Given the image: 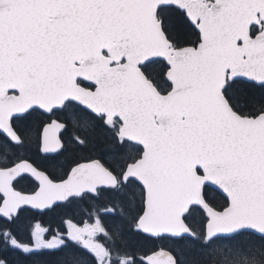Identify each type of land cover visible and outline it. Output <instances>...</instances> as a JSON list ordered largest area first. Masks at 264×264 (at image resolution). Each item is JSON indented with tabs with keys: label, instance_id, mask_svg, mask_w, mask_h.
<instances>
[{
	"label": "snow or ice",
	"instance_id": "obj_1",
	"mask_svg": "<svg viewBox=\"0 0 264 264\" xmlns=\"http://www.w3.org/2000/svg\"><path fill=\"white\" fill-rule=\"evenodd\" d=\"M83 205L93 223L19 238ZM13 250L264 264V0H0V264Z\"/></svg>",
	"mask_w": 264,
	"mask_h": 264
},
{
	"label": "trees",
	"instance_id": "obj_2",
	"mask_svg": "<svg viewBox=\"0 0 264 264\" xmlns=\"http://www.w3.org/2000/svg\"><path fill=\"white\" fill-rule=\"evenodd\" d=\"M97 152H100L101 149L98 148L96 150ZM32 154L33 159H35L37 162L42 161V156H39V154L36 153L35 146L32 148ZM71 156V153H66L65 157H60L59 161L60 166L57 167L56 172L57 174H61L63 172V162ZM94 209L89 208L88 205H83L81 208H78L75 210L74 213H68L65 215L64 213H37L34 211H31L25 222L24 228L20 231L19 238L24 242H29L31 240V228L32 225L35 222L40 223L42 226L49 228V238L51 235H54L55 232L58 230L60 232L66 233L67 231V224L65 221L67 219H73L74 223H77L78 225H82L86 221L94 222V218L89 215V213L93 212ZM103 217V214H102ZM107 219H110L108 217ZM101 242H103V238L100 237ZM155 247L154 245H148L147 248ZM147 248H144L140 255H143V252L147 250ZM7 258L10 260L11 264H29L28 257L21 253L19 250H13L9 251L7 253ZM85 258L87 259V255L85 254ZM46 259L55 261L57 259V256H50L46 257Z\"/></svg>",
	"mask_w": 264,
	"mask_h": 264
},
{
	"label": "rangeland",
	"instance_id": "obj_3",
	"mask_svg": "<svg viewBox=\"0 0 264 264\" xmlns=\"http://www.w3.org/2000/svg\"><path fill=\"white\" fill-rule=\"evenodd\" d=\"M85 223L91 224V223H93V222H91V221H86ZM85 223H83V224L80 225V226L83 227Z\"/></svg>",
	"mask_w": 264,
	"mask_h": 264
},
{
	"label": "flooded vegetation",
	"instance_id": "obj_4",
	"mask_svg": "<svg viewBox=\"0 0 264 264\" xmlns=\"http://www.w3.org/2000/svg\"><path fill=\"white\" fill-rule=\"evenodd\" d=\"M39 156H41V155H39Z\"/></svg>",
	"mask_w": 264,
	"mask_h": 264
},
{
	"label": "water",
	"instance_id": "obj_5",
	"mask_svg": "<svg viewBox=\"0 0 264 264\" xmlns=\"http://www.w3.org/2000/svg\"><path fill=\"white\" fill-rule=\"evenodd\" d=\"M35 211V210H34Z\"/></svg>",
	"mask_w": 264,
	"mask_h": 264
}]
</instances>
